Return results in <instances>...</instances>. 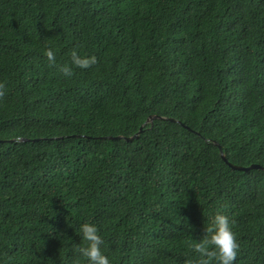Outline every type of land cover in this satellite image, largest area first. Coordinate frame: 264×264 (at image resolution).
Listing matches in <instances>:
<instances>
[{
  "label": "trees",
  "instance_id": "trees-1",
  "mask_svg": "<svg viewBox=\"0 0 264 264\" xmlns=\"http://www.w3.org/2000/svg\"><path fill=\"white\" fill-rule=\"evenodd\" d=\"M0 85V264H264V0H0Z\"/></svg>",
  "mask_w": 264,
  "mask_h": 264
},
{
  "label": "clouds",
  "instance_id": "clouds-1",
  "mask_svg": "<svg viewBox=\"0 0 264 264\" xmlns=\"http://www.w3.org/2000/svg\"><path fill=\"white\" fill-rule=\"evenodd\" d=\"M44 55L49 62L55 60V50L46 48ZM96 63L95 56L81 55L73 50L70 53V66H64L62 71L71 74L72 66L87 68ZM3 87V85H0ZM189 229L191 228L188 225ZM78 232L82 243L78 246V255L86 264H110L109 257L104 252V240L95 223L82 222ZM191 249L197 254V258L190 264H234L237 256L238 244L229 217L217 210L207 225H204L203 235L198 239H192Z\"/></svg>",
  "mask_w": 264,
  "mask_h": 264
},
{
  "label": "water",
  "instance_id": "water-1",
  "mask_svg": "<svg viewBox=\"0 0 264 264\" xmlns=\"http://www.w3.org/2000/svg\"><path fill=\"white\" fill-rule=\"evenodd\" d=\"M155 117H157L156 115H150L148 118H147V120H146V122L147 121H151L153 118H155ZM170 121H173V119L172 118H168ZM141 130V128L139 129V131ZM117 137H119V136H117ZM134 137H136V134H134V135H132V136H129V137H126V140H132ZM20 140H24V138H19ZM220 156L222 157V159L223 160H225V157H224V155L220 152ZM231 167H233V168H237V169H241V168H243V169H246V168H249V167H257L258 165L257 164H252V165H250V166H248V167H239V166H236V165H232V164H229Z\"/></svg>",
  "mask_w": 264,
  "mask_h": 264
}]
</instances>
